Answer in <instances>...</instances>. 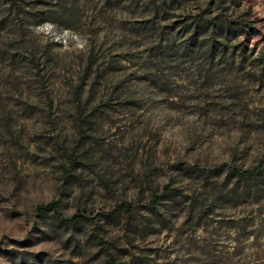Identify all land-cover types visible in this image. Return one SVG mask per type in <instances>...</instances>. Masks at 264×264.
Segmentation results:
<instances>
[{"label":"rangeland","instance_id":"1","mask_svg":"<svg viewBox=\"0 0 264 264\" xmlns=\"http://www.w3.org/2000/svg\"><path fill=\"white\" fill-rule=\"evenodd\" d=\"M111 262L264 264V0H0V264Z\"/></svg>","mask_w":264,"mask_h":264},{"label":"trees","instance_id":"2","mask_svg":"<svg viewBox=\"0 0 264 264\" xmlns=\"http://www.w3.org/2000/svg\"><path fill=\"white\" fill-rule=\"evenodd\" d=\"M12 1V0H8ZM239 29L238 25H232L231 23L224 22V21H206L203 22L202 19H199L196 23L189 26L187 29V33L190 34L187 46L185 47L186 53H194L195 48H199V50L204 49L205 47L209 49L210 51V57L213 61L216 60V57L223 58L225 56L227 45L223 41V43L219 42L218 40L224 39L229 41L231 37H233L235 34L239 35ZM244 32L245 30L242 29ZM212 39V44L210 46H206V42L208 40ZM222 41V40H221ZM235 175L239 178V181H244L246 183V189L248 193H251L252 187H259V184L257 182L254 183L253 186H251V182L253 184V181H257L260 178V170H256L255 172H247V173H241V172H234ZM238 187V186H237ZM236 191V189H234ZM52 210L55 212L56 215L59 212L58 206L53 203L51 205H48L46 207H40L39 211L42 213L45 210ZM60 220L63 222V218L60 216H57ZM70 223H77L79 220L77 216H74L70 220ZM111 264H114V262H111Z\"/></svg>","mask_w":264,"mask_h":264}]
</instances>
